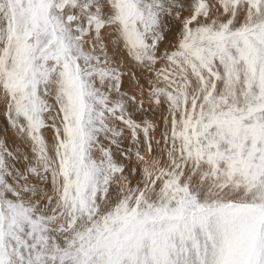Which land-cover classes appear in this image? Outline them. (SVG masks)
<instances>
[{
	"label": "snow or ice",
	"instance_id": "6c2138e0",
	"mask_svg": "<svg viewBox=\"0 0 264 264\" xmlns=\"http://www.w3.org/2000/svg\"><path fill=\"white\" fill-rule=\"evenodd\" d=\"M0 264H264V0H0Z\"/></svg>",
	"mask_w": 264,
	"mask_h": 264
}]
</instances>
